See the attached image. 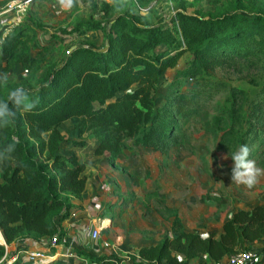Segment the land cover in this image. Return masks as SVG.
Instances as JSON below:
<instances>
[{"label":"trees","instance_id":"obj_1","mask_svg":"<svg viewBox=\"0 0 264 264\" xmlns=\"http://www.w3.org/2000/svg\"><path fill=\"white\" fill-rule=\"evenodd\" d=\"M7 1L0 0V10ZM218 1L221 5L211 11L176 9L153 21L134 10H113L101 0L108 17L78 20L69 32L98 30L104 45H71L60 62L40 75L46 49L34 42L36 28L43 26L26 18L5 34V27L0 30V73L8 74L0 100L17 87L39 100L33 112H17L14 123L0 128V147L13 136L19 140L13 157L0 163V231L5 240L0 264L21 250L41 249L43 238L60 242L67 234L62 223L83 210L77 202L88 185L86 164L75 153L61 151L68 139L60 126L70 118L77 119L72 126L77 135L89 134L94 153L106 154L111 163L135 146L166 153L183 143L185 125L200 120L205 133H219L217 151L231 157L246 144L250 159L264 167V0ZM17 66L27 73L25 78L14 73ZM217 69L258 73L245 88L218 77ZM188 80L193 85L187 86ZM218 95L220 103L214 101ZM42 132L50 133L47 140ZM165 210L175 238L137 247L126 263L191 264L204 256L208 264H218L264 240V204L234 209L219 232L206 235L185 229L176 208ZM112 214L108 208L103 217ZM71 249L86 264L120 260L111 253L93 256ZM10 264H18V257Z\"/></svg>","mask_w":264,"mask_h":264},{"label":"rangeland","instance_id":"obj_2","mask_svg":"<svg viewBox=\"0 0 264 264\" xmlns=\"http://www.w3.org/2000/svg\"><path fill=\"white\" fill-rule=\"evenodd\" d=\"M221 3L218 0H122L121 6H113V10H134L154 21L159 17L166 18L176 9L211 11ZM17 13H20L17 9L1 10L0 23ZM88 17L96 21L108 17L102 10L101 0H79L77 6L69 11H61L57 0H35L20 14L21 20L28 18L43 26V29L36 28L35 31V46L40 48L43 45L46 49L38 75L50 65L60 62L71 45H104L98 30L83 35L69 32L78 20ZM61 29L68 32L59 31ZM186 58L187 54L178 67L184 64ZM174 70L168 71L167 78L172 77ZM14 73L20 79L27 74L18 66ZM255 73L258 72L216 70V75L229 84L245 88L252 86L249 77ZM188 82L187 86L194 83L192 80ZM214 101L220 103L222 96L218 95ZM76 120L70 118L60 126L61 133L68 139L61 151L75 153L86 164L88 185L82 200L77 202L83 210L76 211L69 221L70 225H65L68 248L55 249L58 254L40 264H86L84 258L71 248L93 256L111 253L126 259L137 247L157 243L169 236L172 218L166 207L178 210L185 229L206 235L212 230L219 232L222 222L234 209L264 204V177L252 189L232 182V158L228 153L216 150L219 133H205L200 120L185 125L183 143L170 147L166 153L135 146L125 149V154L113 163L106 154L94 153V142L89 134L77 135L72 127ZM74 141H84L85 144ZM225 156L226 159L223 158ZM153 192L158 197L147 196ZM108 208H112V216L103 217ZM119 210L122 212L118 213ZM92 227L99 229L96 239L89 235ZM105 242L109 245L105 246ZM41 248L46 250V243ZM254 249L264 254V240L255 243ZM70 252L72 255H67ZM17 256L18 264H34L24 252L19 251Z\"/></svg>","mask_w":264,"mask_h":264},{"label":"clouds","instance_id":"obj_3","mask_svg":"<svg viewBox=\"0 0 264 264\" xmlns=\"http://www.w3.org/2000/svg\"><path fill=\"white\" fill-rule=\"evenodd\" d=\"M79 0H57V5L61 11H69L77 6ZM110 6L119 7L122 0H105ZM8 80L7 73H0V86L6 85ZM44 87H48L47 84ZM39 100L32 95L28 89L17 87L9 91L6 100H0V128L8 127L14 123L17 112L21 114L31 113L36 109ZM50 133H41V136L47 140ZM19 140L13 136L12 142L0 147V163H6L13 157L16 151V145ZM251 149L246 144H241L238 150L231 155L234 162L231 169V181L237 185H244L248 189L254 188L261 177H264V168L257 166L253 159H250ZM226 159L227 157H223ZM174 235L169 234V239H174Z\"/></svg>","mask_w":264,"mask_h":264},{"label":"built area","instance_id":"obj_4","mask_svg":"<svg viewBox=\"0 0 264 264\" xmlns=\"http://www.w3.org/2000/svg\"><path fill=\"white\" fill-rule=\"evenodd\" d=\"M105 1V0H103ZM34 2V0H8L6 7L2 9L3 11H13L17 9L19 14L17 13L16 16L13 18L14 21L12 22V25H15L17 22H19L20 14H22L28 6ZM1 12V10H0ZM11 28H9L10 30ZM7 30V32L9 31ZM76 212L72 214V218L75 216ZM71 218V219H72ZM1 234V231H0ZM67 235V234H66ZM64 236L61 241L59 242L57 238H52L49 243L46 242L47 248L46 250L41 249H31V250H24L23 252L26 254L27 258H29L30 263L34 264H40L45 263L49 261L54 255H57L55 251L50 252L51 248L54 250L57 248H68L67 240L68 235ZM89 235L92 239H96L99 236V229L96 227H92L89 231ZM2 238V235L0 236V240ZM1 243V242H0ZM2 244H5L4 242ZM105 246H108L109 244L107 242L104 243ZM65 246V247H64ZM67 255H72V253H67ZM17 254L14 255L12 258L7 260L8 263H11L16 259ZM116 264H124V259H120L119 261H115ZM218 264H264V254H260L255 249L250 250H240L235 252L234 254H231L224 258L220 263Z\"/></svg>","mask_w":264,"mask_h":264},{"label":"crops","instance_id":"obj_5","mask_svg":"<svg viewBox=\"0 0 264 264\" xmlns=\"http://www.w3.org/2000/svg\"><path fill=\"white\" fill-rule=\"evenodd\" d=\"M14 17L13 16H11V18L8 20V21H6V22H1L0 23V30H2L3 29V27H5V32H4V34L7 32V30H9V28H13L14 27V25H12V19H13ZM4 36V35H3ZM3 36H1V38L3 37ZM1 38H0V40H1ZM19 67V66H18ZM70 222H71V220H69ZM69 221H64L63 223H62V226L63 227H65V228H67L65 225H70V223H69ZM68 231V230H67ZM2 234H0V236H1ZM0 242H1V244L4 242L5 243V240H4V238H3V236H2V238H1V240H0ZM42 242H43V244H45L47 241H46V239L45 238H43L42 239ZM60 248V247H59ZM59 248H57V249H59ZM56 253L57 252H59L58 250H54ZM20 252H23V250H21ZM50 252H52V251H50ZM61 255H62V253H61ZM201 257V258H200ZM85 260V259H84ZM7 262V261H6ZM85 262H86V260H85ZM208 263V259L206 258V257H204V256H199V257H196L195 259H193L192 261H191V264H207ZM124 264H129V263H126L125 261H124Z\"/></svg>","mask_w":264,"mask_h":264}]
</instances>
